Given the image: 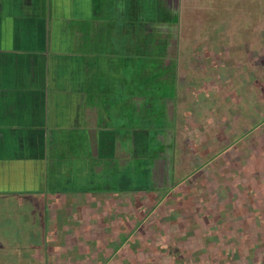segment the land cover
Listing matches in <instances>:
<instances>
[{
    "label": "crops",
    "instance_id": "0c3cea01",
    "mask_svg": "<svg viewBox=\"0 0 264 264\" xmlns=\"http://www.w3.org/2000/svg\"><path fill=\"white\" fill-rule=\"evenodd\" d=\"M101 2L106 6L105 13L108 14L104 19L100 12ZM150 2L159 5L165 4L166 0H0V208L4 206L7 195L38 194V180L46 178L44 174L47 169L52 173L68 170L81 178L86 173L95 171L99 174L124 172L126 162L136 160L143 164L144 173L147 172L149 178L158 182L167 178L166 172L176 171L183 162L190 163L192 157L197 159V155L204 154L206 158H221L225 163L222 169L228 170L229 163L232 162L241 166L244 164L241 169H247L246 164L256 162L259 167L257 172H264L261 169L262 164L264 165V134L260 133L259 127H251L255 135L246 138L250 129L242 126L240 122L246 112L231 108L234 104L231 102V91L226 88L231 81L228 76L217 74L216 77L214 75L203 81L204 70L201 76L186 74L179 58L175 61L174 57L169 62L175 67V74L158 77L161 84L156 92L157 99H153L150 97L148 85L149 61H145V64L141 61V74L136 77L127 69L133 65L132 60L122 70L117 68L118 50L132 54L136 46L141 50L144 46L148 48L141 40L136 41L134 34L138 31L132 24L142 19L136 13L141 10V4ZM161 11L166 15L163 7ZM148 27L144 26L140 30L146 37L149 36L146 29L151 33V27ZM161 33L166 36V29L162 28ZM211 53L209 49H205L204 53L196 49L192 55L194 54L200 64H213L216 57L217 66H228L227 62L219 60V55L211 56ZM247 61L256 75V87L250 90L253 93L252 105L255 101L256 107L251 106L248 113L256 115L261 112L258 104H263L261 93L264 88V53L252 52ZM166 65L164 60L163 68ZM213 73L216 72L213 70ZM135 78L147 82L142 86L143 90L135 91L132 82ZM166 80L170 82L169 90L164 87ZM178 81H185L187 84L183 91L185 95L193 91L194 95H204L215 103L217 108L211 114L220 120L209 123V127L211 130L226 132L228 138L232 135L236 142L224 144L227 137L225 135L217 138L215 144L211 136L203 134L208 132V126L196 120L190 121L188 116L187 123L182 122L184 126L182 123L177 125V119L171 124L172 131H169L170 127L165 125L164 120H169L173 115L184 114L186 109L179 106L184 103L188 105V101L177 95ZM253 84L255 86L254 81ZM242 101L238 97V105ZM155 114L158 118L156 124L151 126V135L149 122L150 119L155 121ZM222 122L223 127L215 126ZM164 131L169 133L165 137L161 135ZM194 131L200 134L198 141L201 146L196 147L194 144ZM240 131L244 135L242 139L236 138ZM149 135L155 137L150 138ZM150 140L157 142L154 145L157 149L152 152L156 160L153 165L147 163ZM235 144L243 149L233 152L232 155ZM247 147H251L249 153ZM132 168L127 172H132ZM259 175L252 176L259 192H248L247 195H250L248 198L252 196V204L261 210L264 206L260 208L258 200L254 198V195L261 194L264 200V184L260 186L257 181L258 177L264 179V176ZM62 190L61 185L51 190V204L58 206L69 203L68 198L61 193ZM132 193L136 194L134 191ZM241 194L242 197L237 198L236 210L245 213L247 209L240 207L239 203L247 200V195ZM141 195L138 202L141 207L138 206L137 209L127 206L130 200L123 197L87 203L84 213L76 223L80 231L78 235L69 234L62 227V249L65 246L77 249L76 245L82 239L79 237L80 233L85 241L91 242L93 231L100 225L102 212L108 211L119 220L123 214H126L127 220H131L136 212L139 220L134 224L129 223L120 233L122 236L127 233V238L133 239L136 246L129 247L125 240L113 252L110 250L104 254L96 253L95 261L97 259L109 264L146 263L147 256L142 258V255L135 253L139 250V244L145 242L147 245L153 232H162L161 226L162 229L170 226L177 228V222L165 219L166 222L156 221L149 225L152 220L146 218V212L151 215L154 209L148 210L152 205L149 196ZM226 201L223 210L230 209L228 199ZM197 205L190 203L185 206L183 202H176L172 211L175 213L178 207L185 209ZM99 209L101 211L96 213ZM220 217H223L220 224L226 225V216ZM238 217L242 215L239 214ZM181 222V234L194 233V230L182 229L190 224L185 223L182 227ZM165 232L163 229L162 233ZM78 247V250L82 248L80 244ZM51 253L54 257L59 254L57 251ZM2 258L0 255V259ZM34 258L43 260L39 254ZM75 261L67 257L58 260L56 264H96Z\"/></svg>",
    "mask_w": 264,
    "mask_h": 264
},
{
    "label": "rangeland",
    "instance_id": "374dc122",
    "mask_svg": "<svg viewBox=\"0 0 264 264\" xmlns=\"http://www.w3.org/2000/svg\"><path fill=\"white\" fill-rule=\"evenodd\" d=\"M105 7L101 2L100 12L103 19L108 15L105 13ZM162 7L166 10V15L161 11ZM136 13L146 26H148V22L154 23L162 18L163 22L160 21V23L164 25L166 35L171 38L175 37L172 40L173 43L176 41L175 50L172 49L174 59L176 61L179 58L186 74L201 76L204 70L203 81L209 80L214 75L216 77L217 74L228 76L231 81L227 83L226 88L231 91V97H233L231 102L234 104L233 107L231 105V108L246 112L240 121L242 126L250 129L246 138L249 139L255 135L251 127H259L260 133L264 134V88L261 93L263 104L261 102L257 106L261 112L256 115L248 113L251 106L256 107L255 101L252 105L253 93L250 91L256 87V75L253 74V67L247 61L248 55H251L252 52L264 53V0H166L165 4L160 3L159 5L152 2L141 4V10ZM173 15L177 18L176 25H173ZM137 23L139 20L135 27H137ZM146 30V34H150L148 29ZM196 49L203 53L205 49H209V52H212L211 56L219 55V60L227 62L228 66L224 68L217 66L216 57L213 64L210 62L198 63L194 54L192 55ZM170 52L167 53L170 54ZM130 55V58H134L135 52ZM187 60L188 63H185ZM202 64L204 66H201ZM213 70L216 73H213ZM186 85L185 81H178L176 86L177 95L184 101H188V105L184 103L179 106L183 107V110L186 109V114L184 112V114L170 116L169 120H164L165 125L170 127L169 131L171 132V124H174L177 119V125L182 122L186 124V116H188L190 121L196 120L208 126V132L203 134L211 136L217 144V138H222L227 133L210 128L209 123H217V119L220 120L211 114V111L213 112L217 108L214 106L215 103H212V100L204 95H194L193 91L185 95L186 93L183 91L187 87ZM238 97L240 101L244 98L242 104L238 105ZM222 111L227 113L225 109ZM142 122L146 123V120ZM156 122V120L150 119L149 134L151 135L153 133L151 126ZM219 125L223 127L224 122L215 126ZM167 134L169 133L161 132L163 137ZM189 134H191L190 130ZM193 135L192 139L195 140L194 144L197 147L200 145V141H198L200 134L194 131ZM243 137L241 131L238 132L236 138L242 139ZM228 142L233 144L236 140L232 139V135L229 138L227 135L226 141L223 143L227 144ZM155 144L157 142L149 141L148 165H153V162L156 161L152 154L157 149ZM250 148H246L247 153ZM242 149L241 146L235 144L231 154ZM169 151L171 154V148ZM224 165L221 158H212V156L206 158L204 154H199L197 159L192 157V162H183L176 171L166 172L167 178L158 180V182L149 178V174L146 171L145 174L143 171V164L136 160L131 163L126 162L124 172H100L99 174L95 171L86 173L81 178L68 170L52 173L47 169L44 174L46 178L42 177L38 180V194L7 195L4 206L0 208V255L3 256L0 259V264H56L58 260H64L67 257L69 260L79 262L109 264L97 259L95 261L96 253L93 243L85 241L81 233L79 237L82 238V241L77 243V249L73 246H65L62 249L60 241L63 233H61V229L64 226L67 229L65 232L78 235L80 231H78L76 223L90 201H108L123 197L130 200L129 204H126L127 206L137 209L138 206L141 207L138 203L139 196L142 197L141 194L150 198L152 205L148 210L154 209L151 215L146 212V218L149 217V220H152L149 225L155 224L156 221L166 222L165 219L177 222V228L174 226L164 227L166 232L162 233L161 226L160 231L162 232L159 234H157L158 231L153 232L152 239L149 238L147 245L145 242L139 244V250H136L135 253L142 255V258L147 256V264H256L253 262L257 259L255 251L259 245L256 241L257 231L261 226V231L264 232V209L260 210L257 205L252 204V196L248 198L250 195L247 193L259 192V187H256L257 184L253 181L252 176L256 177V174H260L259 176L263 177L264 172H257L259 167L256 162L246 164L247 169H241L244 164L241 166L234 162L229 163L228 170L227 168L222 169ZM131 167H133V171L128 173L127 171ZM261 169L264 171L263 164ZM257 181L260 186L264 184L263 178L258 177ZM59 185L63 186L61 193L68 198L69 203L55 206L50 203V192ZM133 191L136 194H133ZM238 193L240 194L238 195ZM241 193L243 196L247 195V200L239 203L240 207L247 209L245 213L236 210L237 198L242 197ZM254 196L257 200V195ZM227 199L230 209L223 210V207H226ZM176 202H183L185 206L190 203L198 205L185 209L178 207L174 213L172 207ZM92 208L94 209L93 204ZM100 211L99 209L96 213ZM223 214L227 221L224 226L219 222L223 218L220 217L224 216ZM239 214L242 217H238ZM121 217L122 220H125L126 214ZM112 219H115L114 215H112ZM180 221L183 222H181L182 227L185 223L190 224L182 229L185 231L194 230V233L191 235L181 234ZM164 222L162 224H165ZM262 238L264 239V234H262ZM130 239L127 238V233H124V236L120 234L116 241L114 239L111 242L109 248L115 251L125 240L128 241L129 247H135L137 243ZM79 244L82 247L80 250H78ZM175 246H179L180 250L185 252L184 255L187 256L185 260L183 257H175ZM50 250L57 251L59 254L54 257L50 255L52 254ZM89 250L91 255L88 253ZM37 254L42 256L44 261L39 258L34 260V256ZM225 255H228V258ZM262 257V264H264V253ZM248 259L251 260L248 261ZM146 263L142 262V264Z\"/></svg>",
    "mask_w": 264,
    "mask_h": 264
},
{
    "label": "trees",
    "instance_id": "16d2710c",
    "mask_svg": "<svg viewBox=\"0 0 264 264\" xmlns=\"http://www.w3.org/2000/svg\"><path fill=\"white\" fill-rule=\"evenodd\" d=\"M161 19L154 23H152V21L148 22L149 24L147 25L151 27L150 28L151 33L147 37L145 33L140 31L142 28H144V26H146L145 22H142V20L139 19V23H137V27H135V25L138 20L132 24L133 27L136 28L135 30L138 31V32H135L134 34L136 41L141 40V43H144V45H147L148 48L144 46L143 50H141V48L138 46L134 47V52H135L134 58H130L131 53L130 54L129 53L125 54L124 52L121 53L120 50L116 52L117 68L122 70V67H124L125 64L129 65V62L132 60L133 65L131 66V68L128 67L127 69L128 71H130L129 73L130 74L132 73V75L135 77L141 74V70H142V67L140 64L141 61H144V64H145V61H149L148 74L150 75V79H149L148 85L150 86L149 90L151 91L150 97H152L153 99H157L156 92L159 90L158 85L161 84V82L158 80V77L159 78L162 77L163 74L167 76H169V74H175V71H173L174 70L173 66L169 62V60L175 57L173 54V50H175L174 45L176 44V41L175 43H173L172 41L175 37L171 38L167 35L164 36L163 33H161V29L164 28V25H161L160 23V21L163 22V20ZM172 21H173V25L177 24V18L175 16L172 17ZM128 25L130 26V24ZM167 25H170V24L167 23ZM166 37L168 38L167 40H166ZM168 51H171L170 54L167 53ZM121 54H124V55H121ZM164 60L166 61V64H167L165 68H163ZM146 73L147 72H145L144 70V74ZM132 82H134L135 91L143 90L142 86L143 85L145 86V84H147V82L141 81L138 78H135V80H132ZM164 83H165L164 87H166V89L169 90L170 82L166 80ZM154 117L156 120V118H158L157 114H155Z\"/></svg>",
    "mask_w": 264,
    "mask_h": 264
},
{
    "label": "flooded vegetation",
    "instance_id": "af4514ba",
    "mask_svg": "<svg viewBox=\"0 0 264 264\" xmlns=\"http://www.w3.org/2000/svg\"><path fill=\"white\" fill-rule=\"evenodd\" d=\"M257 200H258V205L259 207L261 208L262 206H264V200L263 199V196L260 194L257 196ZM119 213V212H117ZM139 214H137L136 212L134 213V216L131 220H119V219H112V215L110 214V212H102L101 213V216H100V219H101V222H100V225L98 226V228H96L94 231H93V237L91 238V243H93V247H94V251L95 253H106L108 251H114L113 249L109 248L111 242L114 240L116 241V238L120 235V233L122 231H124L125 227L131 223V224H134L136 223L138 220H139ZM118 234V235H117ZM262 234H264V232L262 233L261 231V226H260V230L257 231V242L259 243V245H257V249L255 251V256H256V261L253 262V263H256V264H262V254L264 252H262V250L264 249V240L262 238ZM117 235V237H116ZM90 236V235H89ZM256 242V243H257ZM170 246V245H169ZM176 249H175V252H174V255L175 257H183L184 260L186 259V255H184L185 252H182L180 250V247L179 246H175ZM263 247V248H262ZM88 253H91V251L89 250ZM226 258H228V255H225ZM233 259V258H232ZM251 260V259H248V261Z\"/></svg>",
    "mask_w": 264,
    "mask_h": 264
}]
</instances>
